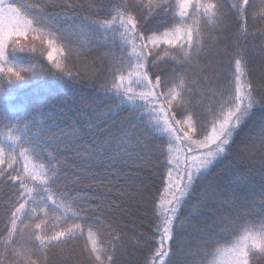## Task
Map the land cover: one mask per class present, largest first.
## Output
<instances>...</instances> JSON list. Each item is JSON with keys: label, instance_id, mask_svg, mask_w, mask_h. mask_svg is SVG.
Here are the masks:
<instances>
[{"label": "snow or ice", "instance_id": "obj_1", "mask_svg": "<svg viewBox=\"0 0 264 264\" xmlns=\"http://www.w3.org/2000/svg\"><path fill=\"white\" fill-rule=\"evenodd\" d=\"M257 20L264 0H0V92L5 81L45 70L9 62L10 44L45 54L57 78L101 80L83 123L33 122V133L25 121L23 135L9 129L11 143H0V264H136L144 252L145 264H172L173 255L179 264H255L264 256ZM29 36L39 49L22 44ZM89 180L109 192L123 181L118 199L76 190ZM137 214L148 231L142 221L129 236L122 218Z\"/></svg>", "mask_w": 264, "mask_h": 264}, {"label": "trees", "instance_id": "obj_2", "mask_svg": "<svg viewBox=\"0 0 264 264\" xmlns=\"http://www.w3.org/2000/svg\"><path fill=\"white\" fill-rule=\"evenodd\" d=\"M27 2H32V0H27ZM227 2L230 3L231 0H227ZM261 24H264V21L257 20L255 25L250 22V28L259 27ZM33 43H35L39 49V40L32 41L30 36L26 40L22 39V44H26L29 47ZM223 43L224 41L221 39L218 46L222 47ZM257 44H259V41H257ZM6 57L7 60L13 64L26 66H31L33 64L44 65L45 70L43 74L35 73L22 81H15L12 83L5 81L3 83V92H0V112L9 116H19L20 122L8 124L7 121L0 119V143L6 145L11 143L6 139L9 129H11L13 134L23 135V132H17V128L23 129L25 121L28 122L31 131L34 133L35 127L32 126L33 122L54 123L63 127L69 117L77 119L83 123V117L91 115L93 105L99 99L96 89L99 87L101 80L98 79L95 86H88L87 84L68 81L66 78H57L55 74L49 71L51 66L47 61L46 55L39 50L37 52L21 51L19 47L10 44L6 49ZM98 135H101L102 138V134ZM85 142L90 143L91 138L85 137ZM66 155L71 156V153H66ZM96 171L103 172L104 170L103 168H97ZM124 171L135 170L124 169ZM215 171L216 170H214V172ZM222 175L225 179L227 178L226 173H222ZM255 180L257 184L260 182L258 176ZM122 183L123 181L119 183H115L114 181L115 186L112 191L109 192L104 187H98L89 180L76 185V190L89 196H105L109 200H117L116 190ZM195 201L196 197H193L191 203H195ZM150 212L151 209H149V213ZM187 213L188 208H185L182 211V214L187 215ZM142 221L145 226L144 230L148 231V220L140 214H137L134 219L123 217V227L120 230L126 232L129 236H132L135 234L133 224L139 227ZM104 239L108 240L110 237L105 236ZM223 246H227V244H223ZM129 248L131 249V244L129 245ZM78 251L79 245L77 246V252ZM146 254V252L137 253L135 255L136 264H145ZM55 259L56 257L53 256L54 261ZM171 259L172 264H179L183 257L173 255ZM80 264H87L83 257L80 258ZM255 264H264V256L257 257L255 259Z\"/></svg>", "mask_w": 264, "mask_h": 264}]
</instances>
